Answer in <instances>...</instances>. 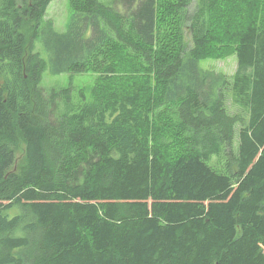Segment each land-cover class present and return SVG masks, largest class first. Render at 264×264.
I'll list each match as a JSON object with an SVG mask.
<instances>
[{
  "label": "trees",
  "instance_id": "obj_1",
  "mask_svg": "<svg viewBox=\"0 0 264 264\" xmlns=\"http://www.w3.org/2000/svg\"><path fill=\"white\" fill-rule=\"evenodd\" d=\"M167 1L68 0L60 33L53 0H0V264H264L262 0ZM231 47V78L200 68ZM48 70L98 73L92 100L45 89Z\"/></svg>",
  "mask_w": 264,
  "mask_h": 264
},
{
  "label": "rangeland",
  "instance_id": "obj_2",
  "mask_svg": "<svg viewBox=\"0 0 264 264\" xmlns=\"http://www.w3.org/2000/svg\"><path fill=\"white\" fill-rule=\"evenodd\" d=\"M164 1L166 0H162L163 3ZM105 2L108 4H112L114 0H105ZM198 2L199 0L194 1V5L192 7L194 8V10ZM171 3H172V0L167 1L168 6H170ZM165 12L166 10L163 12V18L161 19V25L163 29L162 33H163V37L166 43L173 45V38L175 37L174 35L176 34V26H175V22L173 18L167 19L165 17L164 15ZM263 14H264V0H262V9H261V15ZM72 16H73V11L70 7L68 0H53V2L50 4L48 8L47 15L45 17V21L42 27L43 29L52 27L56 31L60 33H64L68 29ZM262 20H263V17H262ZM28 35L30 36V33H28ZM185 45H186V48H189L192 46V35L188 30H186V35H185ZM173 47H175V43ZM35 51L40 53L41 56L46 61L49 62L50 56L45 50L44 39L36 41ZM224 55L225 57L223 58H218L216 56V52L213 56L204 55L202 59H200V68L203 71L223 74L231 78L235 74L237 70V65H238V61H237L234 48L233 47L229 49L226 48L224 51ZM120 64L124 70L129 72L127 74H130L135 70L134 73L132 74L137 75L138 77H140L142 82L147 83V85H144V89H145V93H147L148 95V89H150L149 77L153 78V75L137 71L135 66H133L129 61H126L124 59L121 60ZM98 78H99V74L96 73L95 71H89L87 74L79 75V76H75L71 78L69 74H62L59 76L52 75L50 71L48 70L44 73L42 86L48 91H50L53 88L69 87V85L72 83L74 87V94H73L74 103L78 105V103H81V99H80L81 92L84 93L85 99L87 101L92 100L93 88L95 87ZM151 87L157 94V99H158L160 87L157 90V85L153 80L151 82ZM230 110L232 113L235 112V109L233 108ZM171 113H172V110H169V109L163 111L164 117L166 118L165 121L166 123H168V125H163L162 129L165 132L163 134L166 137H169V139L172 142L171 147L169 148V156L171 158H175L183 152V138H182L181 132L175 127L171 126V122L169 119V116H171ZM157 133L159 134L162 133L160 128ZM16 155L18 158L25 157V144L22 141H20L19 143L18 149L16 151ZM221 163H222L221 166L216 162H214V165L217 168L219 167L222 168V166L224 165V161H221Z\"/></svg>",
  "mask_w": 264,
  "mask_h": 264
}]
</instances>
